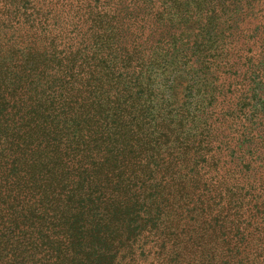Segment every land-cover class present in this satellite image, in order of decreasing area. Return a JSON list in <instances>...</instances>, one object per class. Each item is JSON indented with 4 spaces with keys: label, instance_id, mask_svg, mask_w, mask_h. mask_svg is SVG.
<instances>
[{
    "label": "trees",
    "instance_id": "obj_1",
    "mask_svg": "<svg viewBox=\"0 0 264 264\" xmlns=\"http://www.w3.org/2000/svg\"><path fill=\"white\" fill-rule=\"evenodd\" d=\"M0 264H264V0H0Z\"/></svg>",
    "mask_w": 264,
    "mask_h": 264
}]
</instances>
